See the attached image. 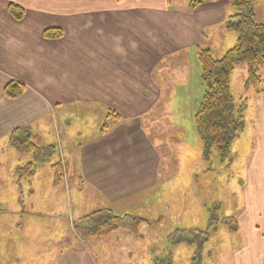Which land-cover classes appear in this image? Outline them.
I'll return each instance as SVG.
<instances>
[{"label":"crops","instance_id":"obj_1","mask_svg":"<svg viewBox=\"0 0 264 264\" xmlns=\"http://www.w3.org/2000/svg\"><path fill=\"white\" fill-rule=\"evenodd\" d=\"M251 1L256 21L264 24V0ZM10 5L25 10L22 20L11 16ZM232 13L225 0L193 11L189 0H0V175L15 162L14 176L22 165L19 156H26L10 145L18 130L45 151L41 168L53 159L64 167L58 186L53 171L43 175L39 168L20 183L15 176L11 179L20 208L17 216H34L43 223L47 212L28 214L23 197L30 200L52 190L65 194V200L76 190L81 204L92 206L88 212L81 209L71 222L109 209L144 220L142 225L165 226L174 212L172 180L183 144L166 102L197 91L200 48L220 59L236 45L234 33L225 29ZM48 28L62 30L63 36L47 40L43 33ZM12 81L26 86L17 99L4 93ZM249 100L253 107L247 106L244 129L233 144L248 134V166L241 176L264 181V95L254 91ZM108 113L118 118L107 119ZM245 198V211L233 231L239 232L234 264H264V189L246 190ZM1 209H6L2 203ZM22 230L23 222L0 220V239L8 237L7 243L15 244L11 238ZM125 232L104 238L131 242ZM72 233L75 245L43 254L44 264H97L89 242L99 239L82 240ZM61 241L64 247L69 243L66 237ZM122 254L134 255L128 250ZM29 256L27 252L13 259L26 264Z\"/></svg>","mask_w":264,"mask_h":264},{"label":"rangeland","instance_id":"obj_2","mask_svg":"<svg viewBox=\"0 0 264 264\" xmlns=\"http://www.w3.org/2000/svg\"><path fill=\"white\" fill-rule=\"evenodd\" d=\"M231 35L235 39V35ZM215 56L219 57L221 53H215ZM241 69L246 68L238 66L232 75L231 93L236 100V107L246 101L247 106L251 108L253 104L249 97L254 90L245 89ZM201 74L196 92L191 95L179 93L177 97L166 102L171 113L170 122L174 123L177 137L183 142L178 147L179 164L176 177L172 180L175 191L172 201L175 207L170 215L171 220L163 227L142 225L138 236L127 234V237L133 239L131 242L118 243L114 238L92 240L89 246L96 256L97 264H234V253L239 246V232H233L227 225V220L234 218L237 223L245 211V191L264 189V181H251L246 179L245 174L241 176V172L248 166L249 158L246 133L237 140V144L235 142L232 145L229 156L220 157L215 152H211L209 158L204 156V147L195 126V115L204 96ZM262 75L264 76V73ZM22 133L24 132L19 131L17 137L24 136ZM19 159L22 160V165L30 162L28 155L19 156ZM53 160L43 168L40 164L36 170L39 168L43 175L52 171L55 173L52 168L55 164ZM14 163H9L0 175V203L6 207L0 210V220L23 222L24 230L12 236V242L15 244L7 243L8 237L0 239V264H16L13 256L27 252L30 253L29 258L37 257L38 260L28 261L29 258H26V264L33 261L44 264L47 260L42 259L43 254L66 250L65 248L75 245L71 218H76L81 209L88 212L92 205L89 206L88 202L81 204L82 195L76 190L72 191L71 196H66L65 200V194L51 190L50 195H38L30 200L26 195L23 197L26 204L24 209L27 208L28 214L47 212L48 217H45L43 223L34 216H17L16 211L20 208L16 188L11 181L14 177ZM22 180H19V183ZM24 187L26 189L25 185ZM39 223L41 225L36 228ZM37 230L42 231L41 235H37ZM173 231L177 232L178 239L187 242L173 245L170 239H173ZM64 237L69 239L65 247L61 241ZM199 238H209V242L201 250H198ZM124 250L134 253L133 257H124Z\"/></svg>","mask_w":264,"mask_h":264},{"label":"trees","instance_id":"obj_3","mask_svg":"<svg viewBox=\"0 0 264 264\" xmlns=\"http://www.w3.org/2000/svg\"><path fill=\"white\" fill-rule=\"evenodd\" d=\"M219 0H189V9H197L201 5ZM231 6L233 13L225 23V29L235 34L236 45L228 50L220 59L213 57L208 49H199L197 59L201 67V79L204 86V96L195 115L197 133L204 144L206 155L211 152L220 157L230 155L233 142L239 138L245 126V110L247 103L236 107V100L231 93V79L238 66H245V89H253L256 94L264 95V24L256 21L255 9L251 0H225ZM11 16L20 21L24 18L25 10L17 5H10ZM43 36L47 40H58L63 36L62 30L48 28ZM26 91V86L17 81L8 83L4 89L5 96L17 99ZM118 118L114 113H108L107 119ZM105 124L101 132L105 133ZM18 130L12 133L10 145L20 155H29L32 161L16 168L14 176L18 180L31 177L36 168L45 161L46 153L27 135L17 137ZM23 132V131H22ZM54 185L58 186L64 177V167L61 164L52 165ZM144 220L132 216H118L111 210L105 209L84 216L73 222L74 233L82 240L101 239L123 230L138 236ZM227 225L236 231V219L227 220ZM173 245L187 241L174 235ZM198 241V250L207 242V238ZM191 244V242H190Z\"/></svg>","mask_w":264,"mask_h":264}]
</instances>
